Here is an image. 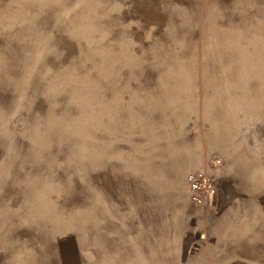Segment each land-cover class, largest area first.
I'll list each match as a JSON object with an SVG mask.
<instances>
[{"label": "rangeland", "instance_id": "rangeland-1", "mask_svg": "<svg viewBox=\"0 0 264 264\" xmlns=\"http://www.w3.org/2000/svg\"><path fill=\"white\" fill-rule=\"evenodd\" d=\"M237 255L264 261V0H0V264Z\"/></svg>", "mask_w": 264, "mask_h": 264}, {"label": "built area", "instance_id": "built-area-1", "mask_svg": "<svg viewBox=\"0 0 264 264\" xmlns=\"http://www.w3.org/2000/svg\"><path fill=\"white\" fill-rule=\"evenodd\" d=\"M223 161V156L215 155L211 160V169L220 167ZM186 182L189 189V198L199 204L210 202L218 189L214 180V173L204 167L190 169L186 173Z\"/></svg>", "mask_w": 264, "mask_h": 264}, {"label": "bare ground", "instance_id": "bare-ground-1", "mask_svg": "<svg viewBox=\"0 0 264 264\" xmlns=\"http://www.w3.org/2000/svg\"><path fill=\"white\" fill-rule=\"evenodd\" d=\"M215 145H221L224 150L228 153V157L230 159H233L234 156L230 153V136L226 133L221 132L220 130H215V133H213L209 137V147H213ZM206 153L200 152L198 154L193 153H187L185 160L181 163L184 167L191 166L195 163L202 162L205 159Z\"/></svg>", "mask_w": 264, "mask_h": 264}, {"label": "crops", "instance_id": "crops-1", "mask_svg": "<svg viewBox=\"0 0 264 264\" xmlns=\"http://www.w3.org/2000/svg\"><path fill=\"white\" fill-rule=\"evenodd\" d=\"M225 264H264V261L248 255L229 257Z\"/></svg>", "mask_w": 264, "mask_h": 264}]
</instances>
